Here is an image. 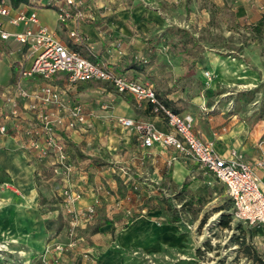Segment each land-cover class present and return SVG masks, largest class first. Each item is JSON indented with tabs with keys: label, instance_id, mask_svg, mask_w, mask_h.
<instances>
[{
	"label": "crops",
	"instance_id": "1",
	"mask_svg": "<svg viewBox=\"0 0 264 264\" xmlns=\"http://www.w3.org/2000/svg\"><path fill=\"white\" fill-rule=\"evenodd\" d=\"M32 1L18 7L29 8ZM41 3L45 4L46 0ZM154 3L155 0H87L91 20L76 24H62L55 9L39 8L38 23L48 27L70 49L76 45L67 33L75 27L84 40L75 51L117 75L151 85L158 98L177 105L175 109L179 110V115H192L196 136L211 143L220 156L225 157L229 151L236 150L250 164L264 157V146H260L264 142V119L250 114H231L206 102L208 94L192 93L193 79L204 80L203 61L190 68L192 59L182 54L181 45L172 44L169 36L164 34L169 26L167 17ZM7 30L14 33L22 27L9 26ZM30 64L26 46L13 39L0 41V126L6 129L5 134L0 133V193L11 206L24 212L23 216L36 215L34 211L37 212L43 193L42 186H37L36 181L37 176L48 178L44 172L51 174L48 181L61 179L81 194L75 204L77 212L94 206L96 212L139 208L149 214L160 210L157 205L181 190L193 179V174H210L170 147L143 146L136 132L117 122L120 118L150 122L158 131L169 133L171 130L163 115L154 112L151 105L138 103L129 93H118L101 81L67 88L64 74L55 76L52 84L60 90L65 89L67 102L84 107L87 123L83 128L63 135L74 173L68 178L54 174L45 162L36 160L25 148L26 138L22 131L34 123L32 113L27 109L28 101L20 98L9 101L12 94L8 91L16 85L27 92H34L42 85L38 80L20 78L22 68ZM141 65L149 68L139 71L137 67ZM258 174L264 181V172L258 171ZM44 192L48 194V190L44 189ZM138 216L134 218L136 222L145 219ZM98 217L89 222L92 226H101L89 234L87 241L89 251L93 249L94 252L102 251L96 246L97 241L105 243L110 238L104 228L117 226L110 219ZM21 219L20 224L27 228L31 219ZM18 237L12 240L16 241Z\"/></svg>",
	"mask_w": 264,
	"mask_h": 264
},
{
	"label": "rangeland",
	"instance_id": "2",
	"mask_svg": "<svg viewBox=\"0 0 264 264\" xmlns=\"http://www.w3.org/2000/svg\"><path fill=\"white\" fill-rule=\"evenodd\" d=\"M154 6L167 17L169 26L164 34L172 44L184 47L186 42L198 41L195 46L203 56L201 71L209 72L211 78H194L192 93L208 94L206 102L231 114L264 119V39L256 43L250 39L251 26L264 18V0H155ZM230 13L235 14L237 26ZM48 178L37 176L36 184L42 186L43 193L36 215L23 216L24 212L0 193V264H252L231 242L233 236H241L235 228L239 223L250 230L248 241L264 259V225L233 220L231 229L218 227L221 213L216 208L227 196L211 174H193V179L160 202V210L153 214L139 208L108 213L94 208L90 219L74 218L76 203L70 211L61 196L63 188H72L61 179ZM185 202L190 205L183 210ZM98 215L117 226L104 228L110 238L105 243L97 241L102 251L94 252L89 251L87 241L101 226L89 222ZM138 215L145 219L136 222ZM204 216L206 223L199 227ZM20 219L31 222L26 228ZM174 219L178 222L171 223ZM15 236L18 238L13 241ZM206 242L211 246L209 251L204 247ZM47 247L49 253H45ZM197 249L203 252L202 257L196 256Z\"/></svg>",
	"mask_w": 264,
	"mask_h": 264
},
{
	"label": "built area",
	"instance_id": "3",
	"mask_svg": "<svg viewBox=\"0 0 264 264\" xmlns=\"http://www.w3.org/2000/svg\"><path fill=\"white\" fill-rule=\"evenodd\" d=\"M41 1L33 0L29 8H13L9 0L0 1V41L13 39L19 45L26 46L31 64L22 68L20 78L42 83L34 92H27L18 85L8 91V94H12L9 101L15 102L17 98L28 101L27 109L32 113L34 123L22 132L26 138L25 148L33 157L45 162L54 174H63L68 178L74 173L63 135L83 128L87 123V114L81 104L67 102L64 99L65 89L60 90L52 81L58 74H64L67 88L89 81L105 82L118 93H129L138 103L149 104L154 112L163 115L171 130L169 133L158 131L150 122L126 118L117 120L124 128L136 132L143 146L157 144L170 147L180 156L191 159L225 187L226 196L233 204L234 221L249 226L264 225V181L258 174V171L264 172V157L250 164L236 150L229 151L225 157L220 156L211 143L196 136L191 114L170 112L159 103L151 85L117 75L90 61L70 49L48 27L38 23V9L45 7L55 9L58 21L62 24L91 20L87 0H46L45 4ZM9 26H21L22 30L11 33L7 30ZM67 37L76 46L84 42L75 27L68 31ZM203 77L208 81L211 74L203 72ZM0 133H6L4 126H0ZM262 145L264 143L261 142ZM61 196L69 210L81 199V194L70 188H63ZM93 213L94 207L90 206L85 212H74L72 216L90 219ZM55 249L62 248L55 246ZM49 251L47 247L45 253Z\"/></svg>",
	"mask_w": 264,
	"mask_h": 264
},
{
	"label": "trees",
	"instance_id": "4",
	"mask_svg": "<svg viewBox=\"0 0 264 264\" xmlns=\"http://www.w3.org/2000/svg\"><path fill=\"white\" fill-rule=\"evenodd\" d=\"M9 2L13 8H17L19 5L27 3L28 0H9ZM230 18H231L232 22L234 23V25L237 26L238 23H237V19H236L235 14L230 13ZM179 32L180 31L178 30V33ZM250 39L253 43H256L259 40L264 39V18H261L254 25L251 26V28H250ZM197 43H198L197 40H194V43H192L191 41L186 42V45L184 47H182V51H181L182 54H184L187 57H189L190 59H192V62L190 64L191 69H193L195 67L196 63L201 62L202 58H203L202 53L197 51V48L195 46V44H197ZM71 48L74 50H78L76 48V46H73ZM148 68H149V66H142V65L137 67V69L139 71H145ZM157 98H158V96H157ZM158 101L162 106L167 108L170 112H172L174 114H179V110L175 109V107L177 106L175 103L170 104L169 102L162 101L160 98H158ZM44 174L46 175V177L51 176V174H49L47 172H44ZM222 193H223V188L221 187V188H219V194H222ZM189 205H190L189 202H185L184 204H182L181 208H183V210H184ZM233 211H234V208H233L232 201L228 197L224 198L222 204L218 208H216V212L221 213L219 220H218V227L219 228L231 229V223L233 221ZM137 217H139V216H137ZM206 220H207V216H204L200 220L199 227H202L206 223ZM176 222H178V220L174 219L171 223H176ZM235 228H236V230L240 231L241 236H239V237L233 236L231 238V242H234L239 247L240 252L244 256V258L249 260L252 264H264V259H262L260 254L257 252L256 248L248 241L250 238V230H248L246 228L244 229L242 227L241 223L236 225ZM246 234H247V236H246ZM204 247L207 251L211 250V248H210L211 246L208 242L204 243ZM202 255H203V252H201L200 249H197L196 250V256L202 257ZM217 264H224V263L222 261V262H219Z\"/></svg>",
	"mask_w": 264,
	"mask_h": 264
}]
</instances>
